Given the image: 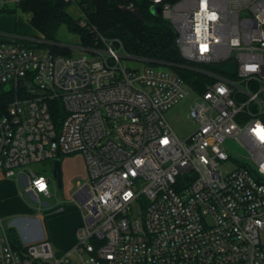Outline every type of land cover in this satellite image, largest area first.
I'll use <instances>...</instances> for the list:
<instances>
[{"label":"built area","instance_id":"1","mask_svg":"<svg viewBox=\"0 0 264 264\" xmlns=\"http://www.w3.org/2000/svg\"><path fill=\"white\" fill-rule=\"evenodd\" d=\"M64 1L86 27L78 0ZM126 1L138 13L140 0ZM148 1L182 56L210 66L205 91L165 66L129 68L123 44L96 28L104 46L86 49L92 58L0 42V87L14 94L0 106V172L42 211L51 180L31 164L79 153L87 170L72 199L83 210L74 249L43 239L20 253L0 216V264H264V0ZM230 63L234 76L212 69ZM193 90L197 128L182 140L165 114Z\"/></svg>","mask_w":264,"mask_h":264},{"label":"trees","instance_id":"2","mask_svg":"<svg viewBox=\"0 0 264 264\" xmlns=\"http://www.w3.org/2000/svg\"><path fill=\"white\" fill-rule=\"evenodd\" d=\"M71 4L64 0H20L16 6L30 16L31 25L45 37L43 46L53 54L72 56L70 48L57 43L59 28L65 25L79 36L80 45L85 49L104 46L99 33L117 47L121 42L127 56L142 60L148 66H165L199 92L205 91L212 81L208 75L209 65L189 62L182 56L174 27L162 16L153 15L148 0L137 2L138 13L127 9L126 0H78L86 16V27L80 25V18L68 12ZM2 11L14 13L16 10L3 8ZM13 96L0 87V106L5 107ZM51 112L56 122L64 115L58 102L51 106ZM9 235L13 248L24 252L26 249L17 231L10 228Z\"/></svg>","mask_w":264,"mask_h":264},{"label":"rangeland","instance_id":"3","mask_svg":"<svg viewBox=\"0 0 264 264\" xmlns=\"http://www.w3.org/2000/svg\"><path fill=\"white\" fill-rule=\"evenodd\" d=\"M0 7L2 9L6 8L16 10L13 14L20 18V24L18 31L15 32H22L25 34L24 36L26 38L18 39L17 37H6L0 35V42L15 41L18 44L27 45L29 46L28 48L31 49L42 52H51L50 49L43 46L45 37L42 34H39L37 30L35 31V28L30 23V16L28 14L23 13L22 10L17 8L14 3L8 4L5 7ZM68 12L74 18L81 17V11L74 4L70 5ZM57 40L59 45L70 48L73 57H82L84 55H87L89 58L93 57V54L90 51H87L80 45L79 36L69 31L65 25H62L59 28ZM123 61L131 69H140L148 66L146 62L129 56L124 58ZM196 98L197 93L193 90L188 96L169 109L165 114L170 126L182 140L187 139L197 128V124L189 118L191 104L196 100ZM229 144L235 146L233 142H230ZM29 168L50 178V190L53 195L49 198H40L42 204L46 203L47 205H43L42 211H39L41 204L30 195L23 194V198H21L26 208L17 212H12L7 216L4 215L2 218L4 219L5 225L8 227H13L11 224L14 220H20L23 222L22 232L26 235L37 237L41 234H45L47 240L49 239L48 237H50V243L53 250L65 256L76 246V231L82 222L83 210L81 211L80 207H78L77 203L72 199L77 188L76 186L78 184H84L87 181L84 158L82 154L79 153L61 157L62 188L59 187L57 178L53 175L54 159H48L31 164ZM230 168L231 166L228 164L224 167V170H228ZM9 180L18 185L20 191H23V187L17 182L16 176L10 177ZM55 192H57L56 195H54ZM58 201H60V204H58ZM58 207H63L64 210L58 212ZM28 220H39L41 229L36 226L29 228L27 223ZM76 223H79V225L75 228L74 226ZM13 228L20 234L18 227L14 226ZM56 239L65 244H73V246L69 251H62L58 249L55 242ZM262 241L264 242V232L262 233ZM71 261L73 263L76 262L75 255H72Z\"/></svg>","mask_w":264,"mask_h":264},{"label":"crops","instance_id":"4","mask_svg":"<svg viewBox=\"0 0 264 264\" xmlns=\"http://www.w3.org/2000/svg\"><path fill=\"white\" fill-rule=\"evenodd\" d=\"M2 10L3 9L0 7V35L6 36V37H17L18 39H26L24 36L25 34H23L22 32H15V31H18L19 29L20 18L13 13H2L3 12ZM9 20H12V21H9ZM64 156H67V155H64ZM84 167L86 170L85 162H84ZM9 178L10 177H6L4 173L0 172V216L1 217L4 215L5 216L10 215L12 212H17V211H20L26 208L22 200L23 194L21 193L18 185L10 181ZM86 179H87V170H86ZM27 223H28L29 228L36 226L38 228L40 227L41 229L39 220H28ZM11 225H13V227L16 226L19 228L20 234L18 232L17 233L23 245L46 239L45 234H41L40 236H37V237L24 234L22 232L23 222H21L20 220H14ZM78 225L79 223H76L74 227L76 228ZM48 238L50 242L51 241L50 237ZM55 242H56L58 249L62 251H69L73 246V244H70V243L65 244L61 241H58V239H56Z\"/></svg>","mask_w":264,"mask_h":264},{"label":"water","instance_id":"5","mask_svg":"<svg viewBox=\"0 0 264 264\" xmlns=\"http://www.w3.org/2000/svg\"><path fill=\"white\" fill-rule=\"evenodd\" d=\"M151 12L154 16H161V7L160 6H152ZM212 69L218 72H223L228 75L234 76L237 72L235 63H230L228 65H214L212 66ZM20 86H29L27 81L21 80L19 82ZM30 87V86H29ZM30 91L32 93H37L33 88L30 87ZM53 175L55 178H57L58 185L60 188H62V168H61V158L58 157L54 160V170Z\"/></svg>","mask_w":264,"mask_h":264},{"label":"snow or ice","instance_id":"6","mask_svg":"<svg viewBox=\"0 0 264 264\" xmlns=\"http://www.w3.org/2000/svg\"><path fill=\"white\" fill-rule=\"evenodd\" d=\"M262 131H264V130H262ZM261 138L264 139V134L261 135ZM165 143H167V141H165ZM40 187H41V189H43L44 186L42 183L40 184Z\"/></svg>","mask_w":264,"mask_h":264},{"label":"clouds","instance_id":"7","mask_svg":"<svg viewBox=\"0 0 264 264\" xmlns=\"http://www.w3.org/2000/svg\"><path fill=\"white\" fill-rule=\"evenodd\" d=\"M252 70H254V69H252Z\"/></svg>","mask_w":264,"mask_h":264}]
</instances>
